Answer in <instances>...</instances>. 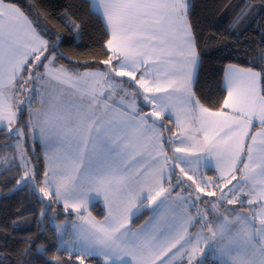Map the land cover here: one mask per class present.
Here are the masks:
<instances>
[{
	"label": "snow or ice",
	"instance_id": "1",
	"mask_svg": "<svg viewBox=\"0 0 264 264\" xmlns=\"http://www.w3.org/2000/svg\"><path fill=\"white\" fill-rule=\"evenodd\" d=\"M193 7L191 0H100L106 30L110 29L107 58L93 71L68 73L63 67L45 66V61L49 66L55 62L53 52L68 59L60 50V44L68 42L65 33L44 26L38 32L23 12L0 0V122L6 121L0 131L20 119L25 127L31 126L37 143L55 134L63 149L45 167L40 156L29 166L19 148L27 163L14 191L31 184L32 193L47 205L43 215L51 216L48 208L59 203L60 215L68 216L69 223L73 215L77 223L85 220L80 214L87 211L90 193L102 192L108 202L103 222L93 221L89 214L88 226L79 227L80 248L54 245L70 255L45 259V264H86L85 256L98 264H208L210 256L212 264H264V94L257 87L264 72L230 69L221 109L201 105L191 88L199 81L203 63L196 43L199 26L194 32L189 19ZM256 7L245 3L233 23ZM259 7L264 9V4ZM44 35L55 42L49 44ZM29 65L45 68L48 75L55 71L57 81L72 82L71 91L35 113L27 103L34 97L9 102L13 81L16 90L24 92L25 84L44 77ZM21 69L27 80L19 75ZM120 94L121 99L139 100V105L129 104L127 112L121 111L113 98ZM17 107L35 119L24 120L23 111L13 110ZM143 108L151 111L141 115ZM170 109L178 132L162 137L155 127L162 126V120L154 118ZM254 121L260 130L250 133ZM148 132L153 135L144 146L140 139ZM7 134L13 141L6 146L19 147L23 130L17 127ZM213 158L216 175L207 176L201 162ZM38 182L43 187L37 188ZM201 203L214 213L211 220L198 208ZM152 206H163L165 212L133 230L132 217ZM245 206L259 211H240Z\"/></svg>",
	"mask_w": 264,
	"mask_h": 264
},
{
	"label": "trees",
	"instance_id": "2",
	"mask_svg": "<svg viewBox=\"0 0 264 264\" xmlns=\"http://www.w3.org/2000/svg\"><path fill=\"white\" fill-rule=\"evenodd\" d=\"M4 1L23 9L39 32L44 26L50 32L65 33L68 42L60 44V50L68 59L61 58L59 52L52 54L61 63L87 70L99 67V63L107 58L105 43L110 38V33L106 30L102 15L93 10L91 0ZM245 3L257 7L247 9L240 22L234 24V17ZM191 4L194 7L189 19L194 32L197 31L196 25L199 26L196 43L199 53L203 56L199 81L194 85L195 93L204 106L220 110L222 101L226 98L223 89L228 65L264 72V58H261V54H264V9L259 7L264 4V0H191ZM29 5L33 6L31 12L35 15L30 13ZM64 13H67V16L62 20L60 16ZM37 19L39 23H36ZM69 23L75 24V30L68 28ZM77 33L78 36L73 41L72 38ZM44 37L49 44L55 42L51 35ZM205 51L207 55H204ZM36 71L33 73H37ZM22 76L25 80L28 79L25 71ZM35 84L36 82L24 85L27 95L32 93ZM261 84L264 94V78L261 79ZM34 100L38 103V98ZM23 112V119L26 120L28 111ZM19 122L21 123V120ZM7 133V129L0 131V160L9 153H14V146H6L12 137ZM28 140L30 142V139ZM34 144L36 149L29 150L34 166L37 164L36 157L40 156L44 158L42 162L46 167L41 144L37 141H34ZM28 146L30 147L29 144ZM15 164L12 163L9 168L0 172L3 173L0 175V264H45V259L68 258V252H62L59 247L54 246L59 244L57 231L50 222V216L43 215L47 205L32 193L31 185L14 191L24 173L23 167L20 164V167H16ZM10 178L14 180L8 182ZM40 187H43V184L38 182L37 188ZM90 210L98 219L107 215V210L101 202L94 203ZM51 211L58 214L57 219L60 221L68 218L66 215H60L63 209L59 203L53 202L50 209L48 208V212ZM149 215L148 210L144 211L135 220V225L143 224ZM71 218L73 219L74 215ZM40 248L47 251L41 254L38 252ZM70 258L75 259V256ZM85 262L98 264L97 259L88 256H85ZM208 264H212L211 257L208 258Z\"/></svg>",
	"mask_w": 264,
	"mask_h": 264
},
{
	"label": "rangeland",
	"instance_id": "3",
	"mask_svg": "<svg viewBox=\"0 0 264 264\" xmlns=\"http://www.w3.org/2000/svg\"><path fill=\"white\" fill-rule=\"evenodd\" d=\"M98 1H100V0H97L96 2H98ZM96 5L97 4L95 3V6ZM197 50H198V48H197ZM62 64L63 63L60 64V61L56 58L55 62L52 65H50V67L53 70L63 67V69L67 70L68 73H82L79 69H78L79 71L76 69H69L66 66H64L65 64H63V65ZM31 70L33 72V71H36L38 69L33 67V68H31ZM56 74L57 73L55 71H53L52 75L46 74L42 79L36 80L35 81L37 84L35 87L36 91L34 93L33 92L30 93V95H27L25 93V91L20 93L22 95H14V93H11V97L13 98V101L16 104H19V101L25 100L26 97H33L34 94H36L37 98L39 99V104H40V106L37 110H36V108L33 107V106L37 105L34 98L27 101V103L30 106V110H32L35 113L36 111H39L42 108H46L48 103H51L53 100H57L60 97L66 96L71 91L72 82H69L68 84L61 83L60 81L56 80V78H55ZM77 87H79V85H77ZM125 87L127 88V85H125ZM29 90H28V92H29ZM39 91L41 92V95L39 94ZM122 96H123V94H120V98H119V96L113 97L117 101L115 106L118 108H120V106L127 105V103L124 104L123 99H121ZM130 99L131 98H129V100ZM109 103L111 104L112 101L110 100ZM20 111H23V110L20 109ZM29 119H35V115H33L31 118L28 115L26 120H29ZM19 120L17 121L16 127H19L23 130V135L20 138L21 143H20L19 147L14 146L15 147L14 153H9V155L4 156L0 160V172L9 168L12 165L14 160H15V163L17 162V164H20L24 169V166L27 162L23 160V158L20 154L19 148H22L24 155H26L28 157V161H30L29 166H34L29 150L32 149V151H34L36 149L35 144H34V141H36V139L34 138L33 135H30V133H32V131H33L31 126L29 125L27 128V127H25V125L23 123L21 124L19 122ZM21 125H22V127H21ZM166 128H167V126H166ZM177 132H178V129L176 130V128H175L174 133H177ZM171 133H173V132H171ZM152 135H153V133H151V132H148L146 135H144V138H143L141 144H143L144 146H148L149 142H150V138L152 137ZM28 139H30V142ZM10 141H13V137H11ZM10 141H9V143H10ZM40 143H41L43 150H44L43 152L45 155V162H46V167H47L48 159L50 157L60 156L63 149H62L60 143L57 141L55 134H52L48 140L41 139ZM28 144L30 145V147L28 146ZM169 155H171V153H169ZM29 185H31V184H29ZM16 187L14 188V190L16 189ZM173 195L175 196V193H173ZM99 200H101L103 202L102 204L108 212V202L103 200V193L99 192L96 195H92V193H90L88 198H87V211L80 214L81 216L85 217V220L81 221L79 223H77L78 218L75 215H74L73 219L71 218L72 223H69L68 222L69 218H67L63 221H60L57 219L58 214L54 211H51L50 222L55 227V229L57 231V236L61 238V239H58L59 245L67 246V247L72 248V249H78L82 246V241L79 239L77 233H78V229L80 226H83V227L88 226L87 225V218H88L89 214H90V217L93 221L103 222L105 219V218L98 219L97 217H95V215L90 210L93 203H95L96 201H99ZM203 205L204 204H201V205L198 204V208L205 210V207ZM188 207H189V211L191 212V214L193 216H196L197 215L196 208H195V211L191 210V204L190 203H189ZM146 210H148L150 213L152 211V213L149 215L147 220H149L150 217H155L158 220L160 218V215L165 212V208L163 206H158V207L152 206L151 208H148V209H142L140 212H138L136 214V216L132 217V219H131V227L133 230L139 229L142 225L145 224L146 221L139 226L135 225V220L137 219V217L139 215H141ZM240 211L248 212L249 214H251L252 211L258 212L259 209L258 208L257 209H250L247 206H245L243 208H240ZM205 215L207 216L208 219L211 220L214 213L211 212V215H210V213L207 212V210H205ZM230 219H232V217H230ZM196 227L199 228L198 224L196 225ZM195 230L192 229V231H195ZM208 251L210 253L213 252L212 249H209ZM177 259H179V257H177Z\"/></svg>",
	"mask_w": 264,
	"mask_h": 264
},
{
	"label": "crops",
	"instance_id": "4",
	"mask_svg": "<svg viewBox=\"0 0 264 264\" xmlns=\"http://www.w3.org/2000/svg\"><path fill=\"white\" fill-rule=\"evenodd\" d=\"M97 0H91V3H92V7H93V10L95 11V12H97V13H99V14H101L102 15V10H101V8H100V1H98V2H96ZM5 3H8V2H6V1H4ZM95 3L97 4L96 6H95ZM12 4V3H11ZM15 7H17L21 12H23L27 17H28V19H29V21H31V26L34 28V29H36L37 31H38V29L36 28V26L34 25V23H33V21L31 20V18L29 17V15L23 10V9H21L18 5H16V4H13ZM109 30V33H110V29H108ZM39 32V31H38ZM43 38L45 39V40H47L44 36H43ZM60 64H61V62H60ZM63 65V64H62ZM45 66L46 67H50L49 65H48V62H46L45 63ZM64 66H66L67 68H69V69H76V70H78V68H74V67H72V66H70V65H67V64H65ZM31 68H33L32 67V65H31V67H30V69ZM230 69H238V70H247V69H250V68H245V67H241V66H238V65H228L227 66V68H226V70H225V76H224V86H226V77H227V74H228V72H229V70ZM82 73H84V72H88V71H93L94 69H87V70H81V69H79ZM78 70V71H79ZM252 71H255V72H259V71H257V70H254V69H251ZM23 69H21V71H20V73H19V75H22V73H23ZM36 72H39V73H45V75L47 74V72H46V70H45V68H43L42 70H37ZM44 75V76H45ZM36 85L37 84H35V86H34V88L33 89H35V87H36ZM194 85H195V82H192L191 83V88H192V91L195 93V89H194ZM16 84H15V81H13V87H11V88H9L8 89V95L11 97V93H14V95H22V94H20V91H17L16 90ZM257 87L259 88V89H261L262 90V84H261V79H258V82H257ZM39 94L41 95V92L39 91ZM38 94V95H39ZM34 98H37V95L36 94H34V96H33ZM195 97H196V99L199 101V103L201 104V105H203L202 103H201V101L199 100V98L197 97V95H196V93H195ZM119 98H120V96H119ZM9 102H14L13 101V99L11 100V101H9ZM38 103H37V105L36 106H33L34 108H36V110L39 108V106H40V104H39V99H38V101H37ZM110 102V100L108 101V103ZM123 102H124V104H126L127 103V105H124V106H120V109H121V111H124V112H127L128 111V105L129 104H135V105H139V100H136V101H132V99H130L129 100V98H125V99H123ZM180 105L177 103V107H179ZM204 106V105H203ZM204 107H206V106H204ZM145 109H149L148 111H145ZM14 111H17L18 113L20 112V109H19V107H17V108H14L13 109ZM212 110V109H211ZM226 110V109H225ZM149 111H151V109L150 108H143L142 110H141V115H145V114H147ZM212 111H218V110H212ZM175 116H176V114H175V112L174 111H172L171 109L167 112V114H165V115H163L162 117H160V119L162 120V123L163 124H165L166 126H167V128H166V126H164V125H159V124H157L155 127H156V131H158L159 132V134L162 136V137H166V136H168L169 135V133L170 132H175ZM19 119H14L13 121H12V123H10L9 125H8V128H7V130L8 131H10L11 129H14V128H17L16 127V124H17V121H18ZM2 123H6V121H4V122H0V124H2ZM148 123L149 124H151L152 122L151 121H148ZM21 127H22V125H21ZM176 130H177V128H176ZM260 130V126H259V124L256 122V121H254L253 122V127L250 129V133H255V132H257V131H259ZM167 134V135H166ZM143 138H144V136H142V138L140 139V143H142V140H143ZM259 139V138H258ZM40 143V142H39ZM247 143H250V141H246V144ZM41 144V143H40ZM41 147H42V145H41ZM166 148H167V146H166ZM42 150H43V147H42ZM44 151V150H43ZM43 154H44V152H43ZM45 156V155H44ZM46 163V162H45ZM201 164H202V167L204 168V170H205V174H207V176H215L216 175V173L214 172V171H212L211 169L215 166V161H214V158L213 159H210V160H207V161H202L201 162ZM239 173L237 174V176H238V178H239ZM177 191H180V190H177ZM96 202H101V203H103L101 200H99V201H96ZM95 202V203H96ZM94 204V203H93ZM201 204H203V203H201ZM201 204H199V205H201ZM204 207H205V205H203ZM191 210H193V211H195V208H192L191 207ZM206 210V209H205ZM151 213H152V211H151ZM150 213V214H151ZM210 213V215H211V212H209ZM107 215H108V212H107ZM198 227H199V224H198ZM195 230V229H194ZM211 257V256H210Z\"/></svg>",
	"mask_w": 264,
	"mask_h": 264
},
{
	"label": "water",
	"instance_id": "5",
	"mask_svg": "<svg viewBox=\"0 0 264 264\" xmlns=\"http://www.w3.org/2000/svg\"><path fill=\"white\" fill-rule=\"evenodd\" d=\"M149 112H150V111H149ZM149 112H148V113H149ZM154 119L161 120L160 118H154ZM158 124H159V123H158ZM159 125H161V124H159ZM162 125L166 126V125L163 124V123H162Z\"/></svg>",
	"mask_w": 264,
	"mask_h": 264
}]
</instances>
